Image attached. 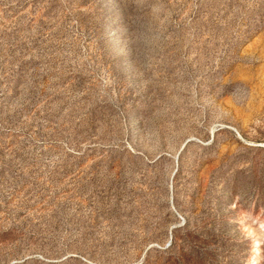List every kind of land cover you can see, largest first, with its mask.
I'll return each mask as SVG.
<instances>
[{"label": "rangeland", "instance_id": "1", "mask_svg": "<svg viewBox=\"0 0 264 264\" xmlns=\"http://www.w3.org/2000/svg\"><path fill=\"white\" fill-rule=\"evenodd\" d=\"M0 264H264V0H0Z\"/></svg>", "mask_w": 264, "mask_h": 264}]
</instances>
